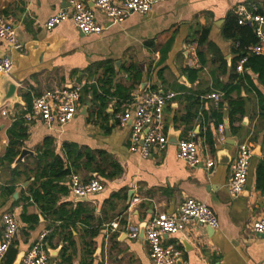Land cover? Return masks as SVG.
<instances>
[{"label": "crops", "instance_id": "0c3cea01", "mask_svg": "<svg viewBox=\"0 0 264 264\" xmlns=\"http://www.w3.org/2000/svg\"><path fill=\"white\" fill-rule=\"evenodd\" d=\"M242 5L250 9L256 6L258 13L264 11V0H153L150 12L131 13L119 23L108 21L96 10L97 20L105 29L101 34L85 35L72 19L53 29L45 26L50 17L71 6L70 0H0V14L16 26L23 45L22 50H11L0 39V57H13L10 77L18 83L24 102H8L7 115L0 109V238L5 213L14 212L19 221L14 243L0 264H15L17 255L26 253L46 231L45 247L51 264H153L142 227L160 212L177 211L188 197L208 204L220 226L213 230L191 222L183 231L166 237L165 243L182 249L179 264H264V235L253 229V223L264 218V62L256 60L244 72L236 71L235 65L244 53L239 36L242 34L245 41L248 36L236 27L229 33L237 37L225 32L229 19L239 18ZM206 28L207 39L200 43ZM106 61L117 71L112 91L119 95L109 99L105 111L99 112L92 107V93L84 96L83 92L78 115L64 126L25 119L28 138L23 147L35 154L26 157L22 173L15 175L12 165L2 160L9 146V129L30 110L24 94L33 97L57 87L98 84L105 70L100 64ZM131 63L138 70L130 77L123 66ZM135 74L141 78L135 80ZM239 74L245 78H239ZM117 85L121 86L118 90ZM230 88L231 98L244 102V113L234 119L224 98V91ZM149 90L177 94L165 108L166 131L169 134L174 127L180 138L195 131L200 165L192 167L180 159L177 143L170 142L149 157L130 150L132 127L121 125L119 120L128 101L120 105L123 97L119 96L128 93L133 99ZM216 92L222 94V106L210 97ZM83 97L91 100L86 114H81L87 101ZM195 101L197 104H193ZM189 110L191 117H187ZM208 133L212 144L208 143ZM48 138L51 148L65 159L72 172L75 166L65 144H75L82 154V167L77 173L104 183L102 191L84 202L77 201L73 194L72 174L58 181L57 208L83 207L92 215L89 224L78 220L64 225L65 221L51 211L44 212L29 198L35 176L28 177L25 165L35 167L34 157ZM243 142L251 145L254 155L244 190L233 196L232 163ZM100 151L118 167L103 161ZM87 152L97 155L94 166L102 164L107 173H119L107 177L100 171L86 170ZM208 158L216 161L211 168L206 166ZM39 186L40 181L33 188ZM9 188L15 189L12 194ZM15 193H19L18 198ZM135 197L140 201L134 203ZM112 222H118L119 227L113 229ZM88 229L97 233L93 235ZM135 229L139 230L138 237L131 236Z\"/></svg>", "mask_w": 264, "mask_h": 264}, {"label": "built area", "instance_id": "2783aa9c", "mask_svg": "<svg viewBox=\"0 0 264 264\" xmlns=\"http://www.w3.org/2000/svg\"><path fill=\"white\" fill-rule=\"evenodd\" d=\"M153 0H70V7L62 8L50 17L45 26L53 29L66 20L72 19L76 27L85 35L101 34L105 27L99 23L96 10L105 15L108 21L122 22L131 13L147 14L152 9ZM163 1V0H159ZM242 5L238 9L239 24L250 23L254 26L258 42L248 47L252 54H264V14ZM0 39L6 41L11 50H22L23 45L18 39L16 26L4 15L0 14ZM247 56L242 57L236 66L238 72L244 71ZM14 68L11 55L0 57V74L10 76ZM83 84L48 89L32 98L31 108L24 115L26 121L41 120L47 125L64 126L71 122L80 111L82 103ZM172 91L149 90L134 95L132 101L125 105L119 115L121 125H131L130 150L142 157H149L154 150H164L170 143L165 126V108L176 98ZM211 98L218 103L221 93H212ZM2 113L8 114L7 106L2 107ZM223 126L221 125V129ZM144 137V139H143ZM178 157L190 166L196 167L202 163L199 155L198 134L191 130L187 137L177 143ZM253 149L248 142L239 144L238 155L232 163V181L230 192L239 196L244 190L249 175ZM216 161L208 158L206 166L211 168ZM73 194L77 197H89L103 190L104 183L97 177L84 179L79 173L70 177ZM135 197L133 202H139ZM4 232L0 238V262H2L14 243L19 221L14 212L3 215ZM191 222L219 228V220L214 210L206 203L196 198L188 197L175 212H160L146 225L145 238L149 244V256L153 264H179L182 249L175 244L165 243V238L183 231ZM113 229L119 227L118 222H112ZM256 233L264 235V218L253 223ZM49 231L41 235L40 240L28 249L21 264H51L50 254L45 247V239ZM139 236V230L131 233Z\"/></svg>", "mask_w": 264, "mask_h": 264}, {"label": "trees", "instance_id": "16d2710c", "mask_svg": "<svg viewBox=\"0 0 264 264\" xmlns=\"http://www.w3.org/2000/svg\"><path fill=\"white\" fill-rule=\"evenodd\" d=\"M260 12L264 14V11L260 9ZM238 28V31H242V33H246L247 40H243V36L241 34L240 39V46L243 48L244 53L240 55L239 60L247 56V62L244 65V71L245 67L251 65L252 62H255L256 60L262 59L264 62V55L261 54H252L248 51V47L252 44H256L258 42L257 36L255 34L254 28L248 24L240 25L238 22L237 17H231L227 23V26L225 28L226 34H231L232 37H237V34L229 33V30ZM209 33V29L206 28L203 31V34L200 39V43H203L206 41L207 36ZM241 33V32H240ZM247 46V47H246ZM244 47H246L244 49ZM238 60V61H239ZM238 63V62H237ZM235 65V70L236 66ZM105 65V70L102 75V77L99 79V83L91 86L85 85L84 87V96L89 95L92 93L93 96V104L94 107L99 109V112L105 111L106 107L108 106L109 99L119 95L118 92H113L112 89L114 88L115 84V77H116V69L114 64H112L110 61H106L104 63H101L100 66ZM125 72L131 77L133 72L137 71V65L131 63L128 66H123ZM237 71V70H236ZM243 71V72H244ZM241 73V72H240ZM243 75V74H242ZM241 74H239V78H245ZM141 77L138 74L134 75L135 80H139ZM238 85L235 87L237 88ZM121 88V86L117 85V90ZM233 88L226 89L224 91V98L228 100L229 106H230V115L232 119H234V116L236 114H243L244 113V102L241 99H233L231 98V91ZM261 97V93H259ZM26 101L28 102L30 108L32 103V96L27 93L24 94ZM119 97H123L122 100H119V104H122V101H128V103L132 100L130 95L128 93L122 94ZM264 99V97H263ZM84 102L87 100L85 97H83ZM193 104H197V102H193ZM220 106H222L223 102L219 101ZM95 109V108H94ZM93 110V108H92ZM192 111L189 110L187 117H191ZM187 117H184V120L187 119ZM9 134V146L6 155L4 156L2 162L7 163L9 166L12 165V163L15 161L19 153L21 152V149L24 146L25 140L28 138V127L26 125V121L24 117H20L17 119L12 127L8 131ZM51 139H46L44 144L39 147L37 155L34 157L35 161V167H32V165H25V171L27 172L28 177L31 175L35 176V182L34 185L37 184V182L40 181V186L38 188H33L34 185L30 187V190L32 192V196L29 198H32V200L36 203H38L40 206H42V209L44 212L51 211L57 218L60 220L65 221L64 225H69L71 223H75L76 221L80 220L84 222L85 224H89L92 218V215L88 213L89 211L86 210L83 207H79L78 209L72 210L66 208L65 205H61L60 208H57V202H58V196L56 194L57 184L58 181H60L61 178L77 173V170L82 167V165L79 163L80 158L82 157V154H78V149L75 144H65V149L68 152V156L70 161L74 163L75 169L72 172V169L69 166H66L65 159L57 154L54 149L51 148ZM208 143L212 144V137L208 133ZM99 156L102 158L103 161H109V165L112 167H118V164L115 163V161L111 159H107V154L100 151L98 152ZM97 161V155L95 153L87 152V161L84 164V168L86 170H97L105 174L107 177H113L116 174L119 173V171H110L106 172L105 168H102V164H97L94 166L95 162ZM25 162H22L18 164L15 168H13V173L15 175H19L22 173V168ZM15 189L9 188V191L11 194L14 192ZM87 232L92 233L93 235L97 233V230L95 229H88ZM17 250L15 251L16 254Z\"/></svg>", "mask_w": 264, "mask_h": 264}, {"label": "water", "instance_id": "95a60500", "mask_svg": "<svg viewBox=\"0 0 264 264\" xmlns=\"http://www.w3.org/2000/svg\"><path fill=\"white\" fill-rule=\"evenodd\" d=\"M19 85L16 83L10 76L6 74H0V109L4 107L8 102H10V105H14L16 103H22V97L18 93ZM92 96V94H91ZM24 103V102H23ZM91 105V100H87L86 104L81 112V114H86L88 107ZM78 115V114H77ZM227 135L230 136V132H227ZM169 141L172 143H178L180 141V132L174 131V127H171V131L168 134ZM144 139V137H143ZM35 152L27 147H23L21 149V152L15 159V161L12 163V167L15 168L18 164L25 161L26 157L29 155H34ZM228 159V158H226ZM225 159V160H226ZM29 181L26 182L24 185H28ZM19 193H15L14 197L18 198ZM88 197H80L77 198V201H87ZM208 228H211L207 226ZM145 229L146 225H144L141 229V235L145 236ZM213 229V228H211ZM214 230V229H213ZM25 255V251L20 252L17 255V259L15 261V264H21L22 259Z\"/></svg>", "mask_w": 264, "mask_h": 264}]
</instances>
